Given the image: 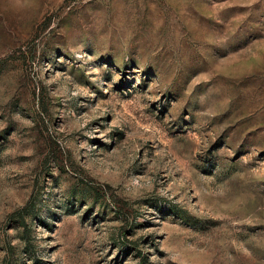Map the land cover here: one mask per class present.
Returning a JSON list of instances; mask_svg holds the SVG:
<instances>
[{
  "label": "rangeland",
  "instance_id": "374dc122",
  "mask_svg": "<svg viewBox=\"0 0 264 264\" xmlns=\"http://www.w3.org/2000/svg\"><path fill=\"white\" fill-rule=\"evenodd\" d=\"M0 264H264V0H0Z\"/></svg>",
  "mask_w": 264,
  "mask_h": 264
}]
</instances>
